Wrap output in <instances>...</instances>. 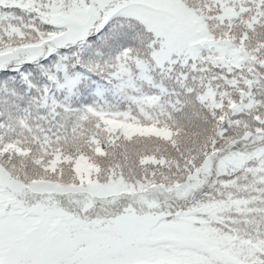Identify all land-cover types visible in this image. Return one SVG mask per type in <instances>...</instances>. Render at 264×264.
Segmentation results:
<instances>
[{
  "label": "trees",
  "instance_id": "trees-1",
  "mask_svg": "<svg viewBox=\"0 0 264 264\" xmlns=\"http://www.w3.org/2000/svg\"><path fill=\"white\" fill-rule=\"evenodd\" d=\"M181 1L227 52L202 48L193 61L160 68L152 56L158 35L116 14L85 39L0 70V170L26 185L134 184L133 194L119 196L117 215L130 204L187 215L212 205L213 213L197 215L217 241L192 246L186 264H264V158L211 175L189 200L158 199L156 208L134 201H154L156 187L186 183L207 158L264 144L246 146L245 139L264 130V0ZM92 4L0 0V53L48 40L63 30L52 16Z\"/></svg>",
  "mask_w": 264,
  "mask_h": 264
},
{
  "label": "rangeland",
  "instance_id": "rangeland-1",
  "mask_svg": "<svg viewBox=\"0 0 264 264\" xmlns=\"http://www.w3.org/2000/svg\"><path fill=\"white\" fill-rule=\"evenodd\" d=\"M92 3L81 14L52 16L50 22L63 30L48 40L0 53V70L17 69L49 56L64 45L85 39L116 14L138 18L158 35L159 46L153 49L152 56L160 68H171L176 61H193L202 48L214 47L222 53L227 50L218 40H210L206 21L181 0H92ZM110 126L121 127L118 123ZM245 139L246 146L264 143V130ZM261 158L264 144L244 151L233 150L217 161L207 158L189 174L186 183L167 189L156 187L153 191L161 195L154 201L146 196L134 201L156 208L158 199L174 204L189 200L209 182L211 175L228 174ZM1 172L0 264H186L193 262L192 246H212L217 241L203 227L207 225L206 218L197 215H210L212 205L195 208L187 215L182 210L144 213L130 204L117 215L114 209L119 196L133 194L134 184L119 179L107 186L96 180L66 187L47 182L26 185L8 181ZM195 222L203 229H197ZM196 240L199 241L192 242ZM218 241L223 246V241Z\"/></svg>",
  "mask_w": 264,
  "mask_h": 264
}]
</instances>
